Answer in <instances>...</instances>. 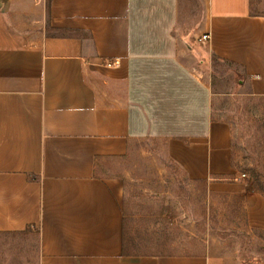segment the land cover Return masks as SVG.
Listing matches in <instances>:
<instances>
[{
  "label": "crops",
  "instance_id": "1",
  "mask_svg": "<svg viewBox=\"0 0 264 264\" xmlns=\"http://www.w3.org/2000/svg\"><path fill=\"white\" fill-rule=\"evenodd\" d=\"M197 2L203 52L264 98V0ZM13 3L0 0V233L34 229L38 264H229L209 247L127 252L130 202L97 173L157 140L188 182L242 195L264 229V198L237 177L230 126L212 118V90L176 35L184 0H50V35L18 25Z\"/></svg>",
  "mask_w": 264,
  "mask_h": 264
},
{
  "label": "rangeland",
  "instance_id": "2",
  "mask_svg": "<svg viewBox=\"0 0 264 264\" xmlns=\"http://www.w3.org/2000/svg\"><path fill=\"white\" fill-rule=\"evenodd\" d=\"M49 1L14 0L11 11L20 15L18 25L38 35L43 30L54 34L48 28ZM184 2L176 35L192 47L188 59L212 90V118L230 126L231 164L237 177L248 193L263 197L264 98L250 94L239 67L206 56L197 41L198 2ZM97 173L120 180L130 202V254L188 255L209 247L215 255L226 256L229 264H264V229L248 223L242 195L188 182L166 157L161 142H138L121 158L101 160ZM0 264H38L37 232L29 228L0 233Z\"/></svg>",
  "mask_w": 264,
  "mask_h": 264
},
{
  "label": "built area",
  "instance_id": "3",
  "mask_svg": "<svg viewBox=\"0 0 264 264\" xmlns=\"http://www.w3.org/2000/svg\"><path fill=\"white\" fill-rule=\"evenodd\" d=\"M208 40H209V35H208V34H203V35H201V36L197 39V41H198L199 43H201V44L206 43ZM115 65H118V62H117L116 60L107 63V66H109V67H110V66H115Z\"/></svg>",
  "mask_w": 264,
  "mask_h": 264
},
{
  "label": "trees",
  "instance_id": "4",
  "mask_svg": "<svg viewBox=\"0 0 264 264\" xmlns=\"http://www.w3.org/2000/svg\"><path fill=\"white\" fill-rule=\"evenodd\" d=\"M214 58H216V57H214ZM216 59L219 60V61L226 62V63H228V64L233 65L231 62H228V61L222 60V59H220V58H216ZM262 195H263V194H262ZM263 198H264V196H263Z\"/></svg>",
  "mask_w": 264,
  "mask_h": 264
}]
</instances>
